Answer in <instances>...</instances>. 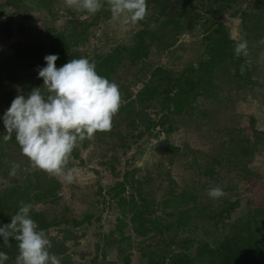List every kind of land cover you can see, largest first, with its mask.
Returning a JSON list of instances; mask_svg holds the SVG:
<instances>
[{"label": "trees", "instance_id": "1", "mask_svg": "<svg viewBox=\"0 0 264 264\" xmlns=\"http://www.w3.org/2000/svg\"><path fill=\"white\" fill-rule=\"evenodd\" d=\"M7 1L20 7V0ZM53 1L35 0L40 7H45L48 14L59 11L60 19H64L62 27L56 29L43 26L41 30L34 29L35 36L31 37L33 40L24 32L22 35L31 41H25L18 46L15 43L11 51L0 54L2 80L19 86L21 91L28 90L29 93L33 88L43 86V79L38 78V69L46 66V55L58 54L57 68L71 59L81 57L89 59L90 62L95 61L97 73L112 82L123 59L131 64L141 62L146 58L150 46L158 41L160 36H165L166 32L175 34L185 26L192 27L199 22L204 26L200 56L181 68L176 75L171 74L169 69L152 68L146 81L130 100L138 105L134 110L135 116L141 113L142 108L151 106L153 100H158L159 113L149 122L150 127L159 126L164 132L171 133L185 120L189 122L190 127H195V130L189 128L187 133L200 137L196 142L199 147L190 146L185 140L178 145H168L171 146L172 153L179 152L183 157L189 153L199 159L195 171L209 183L212 182L207 191L212 187H221L224 191L217 207L198 209L201 216L199 219L206 226L204 230H208V233L202 237H176L174 234L178 225L183 226L188 222L186 213L189 207L182 204L194 199L197 194L192 187L191 191L180 189L178 199L175 198L179 204L174 205L172 210H166L169 202L165 198L161 201L149 200L151 189L145 188L134 178L137 169H127L120 175L121 178L105 191L107 198L117 204L119 211L112 227L105 234L103 246L100 248L99 243L94 244V247L99 249L101 261L96 262V257H91L88 264H104L106 254L113 246H116L119 252L124 251L123 264H130V255L125 254V249L131 247L132 243L137 244L140 255L145 258V264H264V178L258 177L259 168L256 171L253 169L256 162L258 165H264V127L252 125L247 136L236 124L211 121L210 107L207 109L201 106L203 99H208V103L212 105L218 96L230 102L229 97L234 95L235 89L242 81L264 85L262 77L261 81L250 79L246 57L243 54L236 56L234 51L235 44L241 38L246 39L248 44H254V41H251L246 32L242 36L230 35L229 27L220 21L222 14L233 8L234 12L238 11L245 31L253 32L257 42L259 37L255 29L260 20L256 19L259 15L248 12L249 15L243 9H238L241 0H209L206 5L202 4L201 0H147V12L157 10L158 13L157 17L153 18L156 24L154 28L143 25L144 20H141L138 22L140 28L135 31L131 46L116 44L107 50H88L82 46H86L88 42L90 29L101 19L111 15L107 0H102L104 6L95 14L83 12L85 19L76 17L74 9ZM244 15L252 17V20L249 19L251 25L244 22ZM24 29L27 31L26 27L20 24L19 30ZM261 51H264V48H261ZM263 57L264 52L257 60L262 63ZM241 65L245 66L243 74L240 72ZM228 68L235 78L232 79L233 82L227 78H231L227 73ZM260 68L264 77V64ZM218 73L223 78L227 76V82L220 78L215 79ZM233 86L234 89H231ZM251 92L253 94L250 99H253L250 101L256 108L258 100L254 98L257 94ZM124 99L128 100L127 95L123 93L122 100ZM129 102L126 101L123 105ZM214 106L219 111V105ZM0 113V178L8 181L0 183V226L11 222V216L19 210L20 202L23 201L33 205L30 215L37 222L39 229L46 232L56 226L60 231L62 226L79 227V233L84 234L82 226L90 223V214H84L80 219L63 216L55 218L48 216L47 212L40 208L42 204H50L59 199L60 182L56 177L32 167L30 161L22 154L15 134L11 140H4L6 133L2 118L5 112ZM132 119L128 120V124L133 123ZM13 161L21 164L18 177L9 176ZM112 166L110 165L111 172L114 171ZM252 180H257L255 186L248 185ZM127 187L134 191L133 195L125 194ZM135 197L139 198L138 202ZM179 200H182V204ZM159 207H163L162 212L156 211ZM10 243V247H5L0 238V251L9 256L5 264H12L19 254L18 243L11 239ZM143 243L144 247L141 246ZM64 262L70 264L71 260L66 258Z\"/></svg>", "mask_w": 264, "mask_h": 264}, {"label": "rangeland", "instance_id": "2", "mask_svg": "<svg viewBox=\"0 0 264 264\" xmlns=\"http://www.w3.org/2000/svg\"><path fill=\"white\" fill-rule=\"evenodd\" d=\"M53 2L65 4L64 0ZM201 2L206 5L209 0H201ZM19 3L20 7L10 4V1L0 0V54L4 51L8 52L15 43L18 46L25 41L33 40L31 37L34 35V29L41 30L43 26L59 29L64 23V19H60L59 11L48 14L45 7H40L35 0H20ZM237 8L243 9L245 13L252 12L259 15L256 17L260 20L255 29L259 37L257 42L252 35L253 32L245 31L238 11L234 12L233 8L225 11L220 21L229 27L230 35L242 36L246 32L251 41H254V44H250L251 42L248 44V55L244 56L247 59L250 79L261 81V77H264L260 67L264 62L260 63L257 58L264 52H260L264 44L259 43L261 39H264V0H241ZM149 12L143 19V25L154 28L156 24L153 18L157 17L158 13L157 10ZM74 14L80 19L86 18L83 16V11L75 10ZM248 16L244 15V22L251 25L249 19L252 20V17ZM204 17L206 18V15ZM20 24L24 25L27 31L19 30ZM138 28H140L138 22L122 26L119 21L113 20L109 15L90 29L88 42L82 47L88 50L93 48L107 50L116 44L131 46L134 41L133 35ZM24 32H27L31 40L22 35ZM203 32L204 26L200 22L192 27L185 26L175 34L166 32L165 36H160L161 41L159 39L150 46L146 58L141 62L131 64L123 59L118 65L112 82L119 85L120 92L126 94L128 100H122L123 109H119L114 116L112 129L108 132H97L92 139H85L78 143L68 165V167L78 169L74 181L69 184L62 178L56 177L61 186L58 191L59 199L40 206L48 216L55 218L63 216L80 219L84 214L92 216L90 223L82 226L84 234L79 233V227L70 226L66 228L62 226L61 231L58 226L46 230L47 238L51 243L49 251L61 259V264H67L64 262L66 258L71 260L70 264H88L91 257H96V262L101 261L99 249H96L94 244L99 243L100 248L103 246L105 234L112 227L119 211L117 204L107 198L105 191L118 181L121 178L120 175L127 169H137L134 178L138 179L145 188L151 189L149 200L161 201L165 198L169 202V205L165 207L166 210H172L174 205L179 204L175 198L178 199L180 189L191 191L192 187L197 193L194 199L187 200L183 204L180 202L182 200H179L182 205L189 207L186 213L188 222L183 226L178 225L174 234L176 237L184 235L202 237L208 233V230H204L206 226L199 219L201 216L198 214V209L205 210L210 206H218L219 198H211L207 194L206 189L211 187L212 182L209 183L205 180L206 178L201 177L195 171V165L199 160L197 157H192L188 152H185L188 154L184 157L179 152L172 153L171 146H169L178 145L185 140L188 141V145L199 147L200 145L196 142L200 137L193 134L190 136L187 133L189 128L195 130V127H190L187 120L177 124L179 128L171 133L164 132L159 126L150 127L149 122L154 120L159 113L158 100H153L151 106L142 108L141 113L136 116L134 110L138 105L130 100L135 97L136 91L146 81L152 68L169 69L170 72L172 71L171 74L176 75L185 65L195 61L202 53L200 41ZM227 73L231 75V69L228 68ZM216 76L215 79L220 78L227 82L225 80L227 76L223 78L220 73ZM2 78L3 75L0 73V112H5L18 94H24L27 97L28 90L21 91L19 88L18 92L16 85ZM227 78L230 82H233L232 79L235 80L232 75L231 78ZM231 89H234V86ZM251 91L257 94L254 98L258 100L256 108L250 101L253 99H250L253 94ZM229 100L230 102L218 96L211 105L208 99H203L201 106L207 109L208 106L210 107L211 121L228 125L236 124L247 136L250 134L252 125L258 128L264 127V85L242 81ZM126 101L132 102L123 105ZM215 104L219 105V111L215 108ZM132 118L133 123L128 124V120ZM256 163L253 169L256 171L259 168L260 172H257V175L259 178H264V165ZM110 165H113V172L110 171ZM256 184L257 180L248 183L249 186ZM125 191L127 196L134 194L129 187ZM135 200L138 202L139 198L135 197ZM107 203L109 204L106 205ZM162 210L163 207L156 209L157 212H162ZM144 245V243L141 244L143 247ZM140 252L137 244L134 243L125 249V254L130 255V264H145V258L140 255ZM123 254L124 251L119 252L116 246H113L107 252L103 263L123 264ZM12 264H19L18 259L16 258Z\"/></svg>", "mask_w": 264, "mask_h": 264}, {"label": "clouds", "instance_id": "3", "mask_svg": "<svg viewBox=\"0 0 264 264\" xmlns=\"http://www.w3.org/2000/svg\"><path fill=\"white\" fill-rule=\"evenodd\" d=\"M68 8L87 14L97 13L104 5L102 0H64ZM113 20L122 26L136 24L147 15V0H107ZM264 44V39L259 41ZM236 56L248 55V41L241 38L235 44ZM59 56L46 55V66L38 69L42 87L33 88L27 97L18 94L3 115L4 140L13 138L32 167L51 177H60L71 184L78 172L68 167L73 150L78 143L92 139L97 132H108L113 127V118L122 105L119 85L100 76L95 61L81 57L71 59L57 68ZM245 66L241 65L243 74ZM18 92L20 91L17 86ZM21 164L11 162L9 176L18 177ZM8 181L0 178V183ZM211 198L224 195L221 187L208 190ZM33 205L20 202L19 210L11 216V222L0 226V238L5 247L10 239L18 243L19 264H61L50 253V240L44 230L30 215ZM9 259L0 251V264Z\"/></svg>", "mask_w": 264, "mask_h": 264}]
</instances>
